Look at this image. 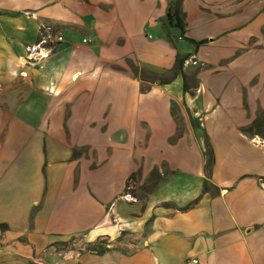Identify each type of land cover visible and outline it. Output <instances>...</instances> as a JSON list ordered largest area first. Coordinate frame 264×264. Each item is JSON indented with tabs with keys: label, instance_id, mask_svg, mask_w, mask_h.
Returning <instances> with one entry per match:
<instances>
[{
	"label": "crops",
	"instance_id": "1",
	"mask_svg": "<svg viewBox=\"0 0 264 264\" xmlns=\"http://www.w3.org/2000/svg\"><path fill=\"white\" fill-rule=\"evenodd\" d=\"M173 1L0 0V264H264V0Z\"/></svg>",
	"mask_w": 264,
	"mask_h": 264
},
{
	"label": "trees",
	"instance_id": "2",
	"mask_svg": "<svg viewBox=\"0 0 264 264\" xmlns=\"http://www.w3.org/2000/svg\"><path fill=\"white\" fill-rule=\"evenodd\" d=\"M180 6H181V0H174L173 4L170 5V7L166 12L165 18L161 21V25L164 30L165 36L172 44H175L178 38L184 37L183 14L181 12ZM172 29L178 31L179 34L174 35ZM185 39L188 40L190 43H192L195 48H197L200 44L206 41V40L195 41L190 38H185ZM189 55L190 54L177 55L176 62L171 72L172 74L170 75L171 79L175 78L177 75H182V76L184 75L183 66H184V62L188 59ZM263 124H264V116H259L256 120L253 121V123L249 127L245 129V132L251 131L253 129H261L263 128ZM160 179H161L160 173L156 169L152 170L148 178V182L153 181V184L149 187V189L147 188V186H143L144 187L143 189L144 190L146 189L147 191V195L152 191V189L156 186V184L160 181ZM210 187L211 186L209 185V182L205 181L203 186L204 191H206ZM140 197L143 198V195H140ZM193 203H195V201ZM192 204H189L186 207L180 209H186ZM167 205H172V204L167 203ZM5 228H6L5 224H0V229H5ZM106 249H108L107 246L102 247L99 251H95V252L103 253Z\"/></svg>",
	"mask_w": 264,
	"mask_h": 264
},
{
	"label": "rangeland",
	"instance_id": "3",
	"mask_svg": "<svg viewBox=\"0 0 264 264\" xmlns=\"http://www.w3.org/2000/svg\"><path fill=\"white\" fill-rule=\"evenodd\" d=\"M186 46H188V44H186ZM198 64L199 63L194 62V59H190V58H188L184 62V66L187 65L192 68L195 67L194 71L196 70V68L199 67ZM136 178L137 177H135L134 180L130 181L129 183L130 189L128 191H130L137 199L144 201L145 198L147 197V191L146 189L145 190L143 189L144 188L143 186H147V188L149 189V187L153 184V181L148 182L147 180L144 182L142 181L143 182L142 183L139 182L138 179ZM140 195H143V198L140 197ZM131 198L134 197L132 196ZM111 243L112 242H109L107 239H99L94 243H86L82 237H72L67 241H65L64 243L57 245H60L61 249H63L65 252L70 253L71 251L74 252V251H82V250L95 252V251H99L102 247H105L106 245H109Z\"/></svg>",
	"mask_w": 264,
	"mask_h": 264
},
{
	"label": "built area",
	"instance_id": "4",
	"mask_svg": "<svg viewBox=\"0 0 264 264\" xmlns=\"http://www.w3.org/2000/svg\"><path fill=\"white\" fill-rule=\"evenodd\" d=\"M41 29L42 31L39 34L38 40L34 44L26 46L27 57L32 61H37L48 56L52 50V43L62 41V36L57 33H53L51 26L43 24ZM90 41V38H82V42L84 43H88ZM1 88L2 85L0 81V90ZM262 186L264 188V183H262ZM126 196L130 195L127 194ZM185 264H199V260L195 257H190L186 259Z\"/></svg>",
	"mask_w": 264,
	"mask_h": 264
}]
</instances>
